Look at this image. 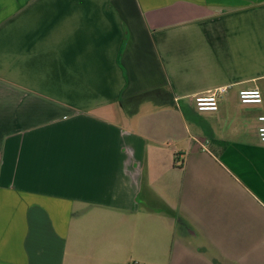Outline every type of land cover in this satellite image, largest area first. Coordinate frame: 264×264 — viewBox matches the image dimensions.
I'll return each instance as SVG.
<instances>
[{
	"label": "crops",
	"instance_id": "0c3cea01",
	"mask_svg": "<svg viewBox=\"0 0 264 264\" xmlns=\"http://www.w3.org/2000/svg\"><path fill=\"white\" fill-rule=\"evenodd\" d=\"M261 116L264 0H0V264H264Z\"/></svg>",
	"mask_w": 264,
	"mask_h": 264
},
{
	"label": "built area",
	"instance_id": "2783aa9c",
	"mask_svg": "<svg viewBox=\"0 0 264 264\" xmlns=\"http://www.w3.org/2000/svg\"><path fill=\"white\" fill-rule=\"evenodd\" d=\"M226 92L225 87H220L204 94H197L193 97L194 107L198 112H216L218 110L219 96ZM241 104H260L262 95L258 89H244L238 93ZM263 124L258 128V137L264 143V116L259 117Z\"/></svg>",
	"mask_w": 264,
	"mask_h": 264
},
{
	"label": "trees",
	"instance_id": "16d2710c",
	"mask_svg": "<svg viewBox=\"0 0 264 264\" xmlns=\"http://www.w3.org/2000/svg\"><path fill=\"white\" fill-rule=\"evenodd\" d=\"M205 249H206V253L211 257V259L216 260L218 258V256L216 255V253L212 248L206 247ZM221 264H230V263H221Z\"/></svg>",
	"mask_w": 264,
	"mask_h": 264
}]
</instances>
